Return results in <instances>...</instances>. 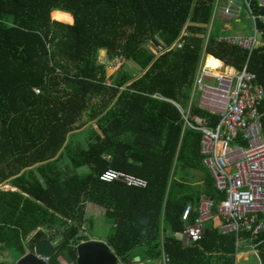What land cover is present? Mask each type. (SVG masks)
Listing matches in <instances>:
<instances>
[{"label":"trees","instance_id":"trees-1","mask_svg":"<svg viewBox=\"0 0 264 264\" xmlns=\"http://www.w3.org/2000/svg\"><path fill=\"white\" fill-rule=\"evenodd\" d=\"M217 2L0 0V251L13 258L1 264L23 258V239L39 228L62 237L51 264H77L74 243L89 203L113 223L106 242L124 262L155 260L163 246L174 264L236 262V236L222 234L218 218L197 244L175 236L188 204L225 196L204 164L202 133L186 126L175 104L189 108L205 52L236 69L247 61L246 49L217 39L234 32L215 19ZM54 12L70 14L73 24ZM150 42L165 50L154 55ZM103 50L123 57L116 73L99 60ZM250 67L264 84V44ZM192 111L217 123L196 102ZM83 166L90 171L79 173ZM109 167L149 186L101 180ZM44 237L39 231L32 249ZM258 241L264 264V234Z\"/></svg>","mask_w":264,"mask_h":264},{"label":"built area","instance_id":"built-area-1","mask_svg":"<svg viewBox=\"0 0 264 264\" xmlns=\"http://www.w3.org/2000/svg\"><path fill=\"white\" fill-rule=\"evenodd\" d=\"M218 0L214 10L216 20L233 21L242 18L246 10V19L252 28L233 29L234 32L221 34L219 41L238 44L248 51V58L243 68L224 66L212 69L207 66L208 53L205 52L196 74L192 99L188 109L178 103L186 126L202 133L201 155L209 169L217 190L224 192L218 203L204 196L197 206L187 205L182 214L186 222L184 230L177 237L187 245L200 242L205 227L214 219L221 220L219 229L222 234H233L237 238V257L242 250L249 248L257 254L259 237L264 234V84L258 74L250 67L255 49L264 44V13L256 11L255 4L264 9V0ZM221 16V17H220ZM186 35L187 32H184ZM184 39L178 40L176 47ZM151 48L154 55H160L165 48L159 45ZM110 74L116 73L124 63L122 56L114 59L104 58ZM110 84V81H107ZM39 93V91H37ZM155 98L167 100L155 95ZM198 98V102H196ZM197 103L199 109L217 118L211 119L193 114L192 108ZM101 180L120 182L137 188H147L149 180L136 174L116 168H107L102 172ZM197 214L194 223H188L191 215ZM49 262L50 258L45 257ZM118 264H129L119 259ZM130 264H173L171 257L164 250L163 255L153 261L134 260Z\"/></svg>","mask_w":264,"mask_h":264},{"label":"rangeland","instance_id":"rangeland-1","mask_svg":"<svg viewBox=\"0 0 264 264\" xmlns=\"http://www.w3.org/2000/svg\"><path fill=\"white\" fill-rule=\"evenodd\" d=\"M56 14V13H55ZM247 12L246 10L243 11L242 18L233 20L232 23L237 25V28L241 30H250L252 28V24L250 20L246 19ZM65 18V17H64ZM54 20H57L58 18L53 16ZM61 21H65V19H60ZM68 21V20H67ZM72 17H71V20ZM101 55H103L102 51L100 52L99 60L102 62L105 60L103 58H100ZM128 67L131 69H136V67L128 63ZM137 70V69H136ZM198 71V70H197ZM110 73V71H109ZM196 102H198V98L195 99ZM87 171H90V166H83L78 169L79 173H86ZM88 213H87V220H88V227L86 231L87 237H93L96 239H105L107 238L112 232H113V223L111 220H108L103 216V208L95 205V204H89L88 208ZM56 235V234H53ZM242 254L240 255L239 258V264H260L261 260L258 255L255 254V252H251L249 250H242ZM13 258L8 254L7 251H0V264L1 262H12Z\"/></svg>","mask_w":264,"mask_h":264},{"label":"water","instance_id":"water-1","mask_svg":"<svg viewBox=\"0 0 264 264\" xmlns=\"http://www.w3.org/2000/svg\"><path fill=\"white\" fill-rule=\"evenodd\" d=\"M78 255V264H118L119 261L108 243L101 240L82 243ZM42 257H50L51 263L58 259L57 249L51 241L37 242L34 251L18 259L16 264H47Z\"/></svg>","mask_w":264,"mask_h":264},{"label":"crops","instance_id":"crops-1","mask_svg":"<svg viewBox=\"0 0 264 264\" xmlns=\"http://www.w3.org/2000/svg\"><path fill=\"white\" fill-rule=\"evenodd\" d=\"M224 1L225 0H222L221 2L222 3H224ZM58 14V15H60V16H62V17H65V20H66V22H69V23H72L73 21H70L71 20V15L70 14H67V13H63V12H54V14ZM221 17V16H220ZM57 20H60V19H57ZM68 20V21H67ZM73 20V19H72ZM223 21V20H222ZM224 23H223V28L224 29H227V30H231V29H238L237 28V25L236 24H233L232 23V21H223ZM102 52H104V54L105 55H101V57L100 58H105V57H107V53H106V51H102ZM208 55H210V56H208V60H209V58L211 57V56H213V57H215L214 55H212V54H210V53H208ZM215 58H217V57H215ZM218 60H220L221 62H222V65L223 66H221L220 68L222 69V71L224 70V69H226V67H224V66H227V64L223 61V60H221V59H219V58H217ZM208 60H207V62H208ZM102 62H104V61H102ZM228 67V66H227ZM214 69V68H213ZM180 110V109H179ZM181 112V111H180ZM198 179H199V176H198ZM205 195H203L202 197H204ZM202 197H201V199H202ZM200 199V200H201ZM200 200H199V202H200ZM89 204H91V203H89ZM89 204H88V208H89ZM199 204V203H198ZM198 204H194V206H196V205H198ZM189 205V204H188ZM191 205H193V204H191ZM102 208V207H101ZM104 213H105V211H104V209H103V216H105L104 215ZM211 222V221H210ZM88 220H87V222H86V224H85V226L82 228V231H81V233H80V235H79V237H78V243L77 242H75L74 243V246H75V248L77 249V264H78V257H79V255H78V247H79V245H81L82 243H87V242H89V241H95V240H101V241H105L106 242V238L105 239H96V238H93V237H85V236H88V235H86V231H87V227H88ZM39 231H44L45 232V237L43 238V239H41L40 241H44V240H47V241H51L52 243H53V245L55 246V248L57 249L58 248V245L60 244V242H61V240H62V237H61V235H60V233H59V231L58 230H56V229H54V230H52V231H47V230H45V229H42V228H39V230L38 231H36V232H33L31 235H29V236H27L26 238H24L23 239V243L25 244V248H26V252H27V254L26 255H28V254H30L31 252H33L34 251V249H35V245H36V243H35V245H34V248L32 249V247H31V243H32V241H33V239L35 238V235L39 232ZM219 231H220V229H219ZM221 232V231H220ZM178 233H180V232H178ZM53 234H56V235H53ZM177 234V233H176ZM175 234V236H176V238L178 239V240H180L178 237H177V235ZM180 241H182V240H180ZM39 242V241H38ZM183 242V241H182ZM261 244V243H260ZM236 249H237V238H236ZM163 251H162V254H161V256L163 255V252H164V250L166 251V249H165V247L163 246V249H162ZM244 250H250L249 248H245ZM114 251V250H113ZM167 252V251H166ZM243 253V252H242ZM168 254V253H167ZM237 254H238V250H237V252H236V262H234V264H239V258L240 257H237ZM25 255V256H26ZM57 255H58V249H57ZM256 255H258L259 257H260V252H259V247L257 248V254ZM24 256V257H25ZM160 256V257H161ZM170 256V255H169ZM118 257V256H117ZM159 257V258H160ZM50 258V257H49ZM159 258H157V259H159ZM22 259V258H21ZM42 259L45 261V257H42ZM118 259H120L119 257H118ZM50 260H51V258H50ZM134 260H142V258L139 256V257H136V258H134L131 262H129V264L130 263H133V261ZM156 260V259H155ZM260 260H261V257H260ZM144 261V260H143ZM153 261V260H152ZM46 262V261H45ZM17 263V261L15 262V264ZM47 264H51V262L49 261V262H46ZM126 263H128V262H126ZM174 264V263H173ZM260 264H262L261 262H260Z\"/></svg>","mask_w":264,"mask_h":264},{"label":"bare ground","instance_id":"bare-ground-1","mask_svg":"<svg viewBox=\"0 0 264 264\" xmlns=\"http://www.w3.org/2000/svg\"><path fill=\"white\" fill-rule=\"evenodd\" d=\"M210 56V55H209ZM208 60V57H207ZM207 66H210L212 69H216L218 67L223 66L222 62L220 60H218L217 58L211 56L208 60V62H206Z\"/></svg>","mask_w":264,"mask_h":264}]
</instances>
